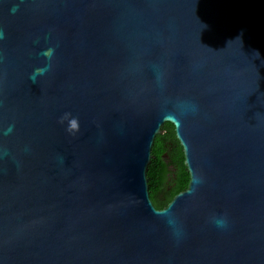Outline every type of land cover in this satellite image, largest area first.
I'll use <instances>...</instances> for the list:
<instances>
[{
    "label": "water",
    "instance_id": "water-1",
    "mask_svg": "<svg viewBox=\"0 0 264 264\" xmlns=\"http://www.w3.org/2000/svg\"><path fill=\"white\" fill-rule=\"evenodd\" d=\"M0 32V264H264V0H0Z\"/></svg>",
    "mask_w": 264,
    "mask_h": 264
},
{
    "label": "trees",
    "instance_id": "trees-1",
    "mask_svg": "<svg viewBox=\"0 0 264 264\" xmlns=\"http://www.w3.org/2000/svg\"><path fill=\"white\" fill-rule=\"evenodd\" d=\"M149 196L156 208L164 207L179 191L186 188L189 173L184 164L182 147L175 136L173 125L165 121L151 146L148 164Z\"/></svg>",
    "mask_w": 264,
    "mask_h": 264
},
{
    "label": "clouds",
    "instance_id": "clouds-1",
    "mask_svg": "<svg viewBox=\"0 0 264 264\" xmlns=\"http://www.w3.org/2000/svg\"><path fill=\"white\" fill-rule=\"evenodd\" d=\"M2 32H0V38H2ZM52 49H49L44 53L45 56L51 57L52 55ZM41 75L46 71V69H38L37 70ZM33 80H35V77H32ZM67 122V127L66 131L69 134H75L79 130V122L77 118H70L69 113H65L61 118H60V123L64 124ZM11 130V129H9ZM214 223L216 224L217 227L224 228L227 226V219L226 218H221V219H216L214 220Z\"/></svg>",
    "mask_w": 264,
    "mask_h": 264
}]
</instances>
